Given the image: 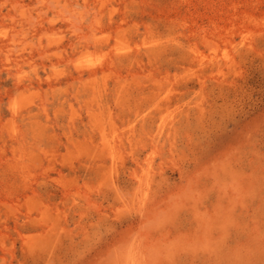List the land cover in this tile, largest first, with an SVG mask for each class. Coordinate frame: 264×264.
I'll return each mask as SVG.
<instances>
[{
	"label": "rangeland",
	"instance_id": "obj_1",
	"mask_svg": "<svg viewBox=\"0 0 264 264\" xmlns=\"http://www.w3.org/2000/svg\"><path fill=\"white\" fill-rule=\"evenodd\" d=\"M0 264H264V0H0Z\"/></svg>",
	"mask_w": 264,
	"mask_h": 264
}]
</instances>
